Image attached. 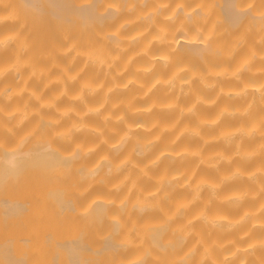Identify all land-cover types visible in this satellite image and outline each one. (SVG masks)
<instances>
[{
    "label": "clouds",
    "instance_id": "obj_1",
    "mask_svg": "<svg viewBox=\"0 0 264 264\" xmlns=\"http://www.w3.org/2000/svg\"><path fill=\"white\" fill-rule=\"evenodd\" d=\"M99 3L46 37L0 0V184L42 177L34 212L100 186L66 214L108 223L90 264H264V0H230L243 25L214 0Z\"/></svg>",
    "mask_w": 264,
    "mask_h": 264
},
{
    "label": "bare ground",
    "instance_id": "obj_2",
    "mask_svg": "<svg viewBox=\"0 0 264 264\" xmlns=\"http://www.w3.org/2000/svg\"><path fill=\"white\" fill-rule=\"evenodd\" d=\"M29 3L43 14L47 27L39 28L37 34L46 37L55 35V17L73 13L91 15L103 6L99 0H93L91 5H82V0H29ZM214 11L223 17L226 24L236 23L238 18H242L240 22L243 25L250 16V12L237 13L230 0H214ZM98 18L100 21L106 20L105 16ZM195 47L180 45L182 51ZM43 147L37 145L32 149L34 159L49 154L58 157V153H45ZM94 160L95 155L84 163L91 164ZM84 171L85 167L79 169L80 173ZM41 184L42 177L32 172L21 183L0 184V264H82V261L83 264H90L93 257H99L105 249L116 247L111 235L105 237L107 221L104 227L82 229L77 235L71 234L72 228L66 222V214L75 212L77 205H82L94 193L102 191L100 186L93 187L83 198L73 194L75 201L72 197L63 199L58 194V210L49 202L46 208L34 212L33 209L41 203L38 196ZM95 207L101 208L103 205L97 204ZM62 215L66 216L64 220L61 219Z\"/></svg>",
    "mask_w": 264,
    "mask_h": 264
}]
</instances>
